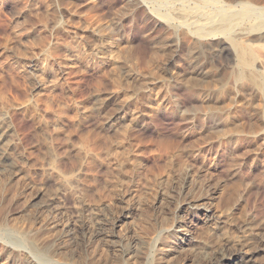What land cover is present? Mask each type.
<instances>
[{
    "label": "rangeland",
    "instance_id": "1",
    "mask_svg": "<svg viewBox=\"0 0 264 264\" xmlns=\"http://www.w3.org/2000/svg\"><path fill=\"white\" fill-rule=\"evenodd\" d=\"M147 3L0 0V116L14 168L0 176V264H208L215 249H254L248 264H264V231L252 229L264 226L260 83L234 52L223 66L194 58V38L157 23ZM104 42L117 59L93 50ZM126 116L136 121L122 126ZM39 190L52 200L43 209L30 204ZM210 209L223 224L207 221ZM54 219L71 234L38 262L27 234L54 237L43 227ZM86 219L107 220L110 233L84 242ZM117 236L143 251L128 259Z\"/></svg>",
    "mask_w": 264,
    "mask_h": 264
},
{
    "label": "bare ground",
    "instance_id": "2",
    "mask_svg": "<svg viewBox=\"0 0 264 264\" xmlns=\"http://www.w3.org/2000/svg\"><path fill=\"white\" fill-rule=\"evenodd\" d=\"M142 1H144V3L152 2V11H153L152 15L154 17L153 19L156 20L157 23L160 22L163 24L176 26L178 29L183 30V32L188 33L191 37L194 38L195 40L194 43L196 44L195 45L196 51L194 54V58H199L200 60H202L203 58L216 60L218 61L219 65L223 66L222 64L224 63L223 62L224 58L225 57L227 58L230 53L232 54V52H234L235 54L233 55H236L240 66L243 68V70L245 69L246 71L252 73L255 76L252 77L253 80L254 78L257 79V82L260 83V88H262L264 93V0H142ZM177 4H179V7ZM193 38H191V40ZM93 50L96 51L97 53L100 51L103 52L104 50L107 52H111L112 53L110 54L111 59H117L118 53H120L118 48L114 47L113 44L107 42L106 43L104 42V44H102L101 47L94 46ZM216 61L214 62L216 63ZM32 70L34 72L41 71L40 68H38V66L32 67ZM198 73H200L201 75L202 69L198 70ZM251 82L253 83V81ZM41 88H42V84L39 83L36 89L40 90ZM134 120L135 119L133 116L132 117L126 116L122 119L121 124L122 126L127 125L133 122ZM10 133H11L10 127L6 125L5 120L0 116V176L6 173L10 175V177H12L14 174V168L9 162V159L11 157V151L9 147L10 142L8 141ZM63 183L68 187H71L72 190L74 191L76 204L78 203L79 204L78 206H80V208L84 207L80 203V194L78 191V184H76V181L72 182L71 180H65L63 181ZM44 195L45 194L41 190H39L35 194L33 199H31L30 202L31 206L33 207L35 206L34 204L39 203L41 198L44 197ZM50 201H52L51 198H48L45 202L41 201L40 203L42 204H40V208L41 209L46 208L49 205ZM86 207L84 208L85 211H87L88 213L90 212L93 213V211H91L92 208L89 207L86 208ZM209 212L210 213L206 215L208 222L210 223L214 222L216 224L224 223V220L220 216H218L214 211L210 209ZM91 213L90 215H92ZM105 221L107 220H104V223L100 222L101 224H99L97 227H95L94 224H92L90 219L88 220L86 219L85 221H82L81 229L83 233L82 236L83 235L84 236L83 238L82 237L81 238L83 239V241L88 242L93 237L101 234L108 235L110 233V230H107L108 223ZM43 227L49 229L51 228L53 230L56 229L55 230L56 234L54 235V237L49 239L48 238L40 239L38 236L39 238L38 239L37 238L38 232H32L31 228H30L31 231L27 234V241L30 248V255L38 262L43 261L45 259L48 260L50 258L49 255L51 254V251L53 252L57 250L62 251V249H65V247L62 246H59V248L56 247V243H58V240L71 234V232L67 230L68 227H66V225L58 223L57 221H55V219L45 221ZM252 229L254 233L259 234L260 232L264 231V226L258 224L255 225ZM185 235H189L188 230H185ZM113 237L116 238V236ZM76 238H72L74 242L78 241ZM118 240L121 241L120 242L121 249L123 251L122 255L124 254V256L128 257V259L133 256L139 255L140 254L139 252L143 251L141 249L143 246L141 244H140L141 246L138 245L137 242L135 245H128V244L126 245V243H124V241L121 238L118 237ZM253 250L254 249L248 251H244L243 249L236 250L229 255L220 253L218 252L219 250L216 249L214 251L210 250V252L208 251V255H207L208 256L207 263L208 264H248L256 255V251ZM63 252L64 250L62 251V253ZM3 255L5 254L3 253ZM10 255L11 254L9 253V256L8 255L7 256L11 257ZM66 258L73 259L76 257L75 256L71 258L65 257V259ZM76 260L77 259H75L74 261ZM63 261L64 260L62 259V262ZM89 262L92 263V261Z\"/></svg>",
    "mask_w": 264,
    "mask_h": 264
}]
</instances>
